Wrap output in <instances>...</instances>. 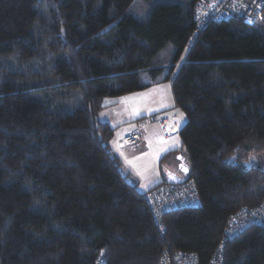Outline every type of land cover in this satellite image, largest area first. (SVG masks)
<instances>
[{"label":"trees","instance_id":"trees-1","mask_svg":"<svg viewBox=\"0 0 264 264\" xmlns=\"http://www.w3.org/2000/svg\"><path fill=\"white\" fill-rule=\"evenodd\" d=\"M195 2L0 0V264H159L174 251L208 264L220 242L222 264H264V227L224 236L228 215L264 196V163L250 160L264 155V14L208 20L193 38ZM165 81L200 204L155 220L154 186L123 172L98 114Z\"/></svg>","mask_w":264,"mask_h":264},{"label":"built area","instance_id":"built-area-1","mask_svg":"<svg viewBox=\"0 0 264 264\" xmlns=\"http://www.w3.org/2000/svg\"><path fill=\"white\" fill-rule=\"evenodd\" d=\"M263 14L264 0H196L193 5L195 29L192 36L194 38L208 20H221L236 15L253 25L262 19ZM175 118V115H146L135 122V129L126 134L122 142L138 150L143 139V130L147 125L156 123L167 136ZM144 198L155 220H158L165 211L200 204L198 190L191 180L159 183L145 193ZM253 225L264 227V196L258 204L241 205L230 213L224 226V236L233 238ZM222 247L223 242L217 244L208 264L223 263ZM159 264H198V261L192 252L174 251L172 254L163 252Z\"/></svg>","mask_w":264,"mask_h":264},{"label":"crops","instance_id":"crops-1","mask_svg":"<svg viewBox=\"0 0 264 264\" xmlns=\"http://www.w3.org/2000/svg\"><path fill=\"white\" fill-rule=\"evenodd\" d=\"M165 83L166 82L157 83L155 85H152L150 87H147V88H144L141 90H137V91H134L131 93L123 94V95L119 96V98L117 97L118 100H115L116 98L111 99V102L108 105V107H111V108L109 110H107V112L103 111L107 107V104L105 103V107L98 114L99 120L108 122L114 128V131L117 127L122 126L120 129V132L121 133L123 132L122 137L124 135L128 134L129 132L133 131L135 129V121L137 120V118H139L143 115H146L147 112L149 111V109L144 107V104H146L150 98L149 94H144L147 91H154L155 92V97L154 96L152 97L155 99V103L158 102L159 100H164V99H166L168 101L167 109H162V110L158 109L154 112H164V113H167V112L172 113L173 112L172 115H174L175 114L174 112L177 109L174 106V99H172L173 96H172V92H171L172 91L171 90V84H170V86L169 85L166 86ZM151 95H152V93H151ZM121 97H123L125 100H120ZM170 98L172 99L171 101H170ZM117 103L118 104L120 103L119 107L114 110L112 107H113V105H115ZM177 119H179V116H177ZM180 120L181 121L178 120V122L176 121L175 125L171 128L169 133H171V134L175 133V132L178 133V131L181 128V126L183 125V123H185V119H184V121H182V118L180 117ZM155 128H157V127L154 126L153 124H149L144 128V130H143V141L141 142V146L144 147L143 151L147 149L148 145H152V143L155 141V136H156V133L154 131ZM174 128H176V130L174 132H172V130ZM153 131H154V136H153ZM163 136L165 138H167L166 140H168L170 138V136H165L164 134H163ZM174 144H176V140H175V142L174 141L170 142V143L166 144V146H165L166 152L173 151L171 154L173 156L165 163L164 167L161 166L163 168L162 178L158 179L157 181H155L153 183H150L143 190H147L153 186H156L157 184H159L163 181L170 182V180L167 179V176L169 174L175 175L176 177H178V179H183V177L185 176V171L182 170V173H181L179 170V167H182L183 160L185 158L184 154L182 152V150H183L182 144H181V147L179 149L174 147V146H176ZM115 146L116 145H114V144L112 145L110 142L111 149L121 160V155L118 152V147H115ZM122 146L126 147V145H124L123 143H122ZM173 153H176V155L174 156ZM123 172H126V171L123 170Z\"/></svg>","mask_w":264,"mask_h":264},{"label":"rangeland","instance_id":"rangeland-1","mask_svg":"<svg viewBox=\"0 0 264 264\" xmlns=\"http://www.w3.org/2000/svg\"><path fill=\"white\" fill-rule=\"evenodd\" d=\"M186 50L187 49H184L183 52L181 53V55L179 56V58H177V60L175 62V67H177L179 65V63L183 60L185 53H186ZM165 82H166L165 83L166 86H168V85L170 86V82H168V81H165ZM151 93H152V95H151ZM144 94L150 95L149 101L146 104H144V107L149 109V111L147 112L146 115H152L154 113L157 114V116H160L162 114H165V115H167V114L172 115L173 114V112L172 113L171 112H167V113L154 112L158 109H161V110L167 109L168 101L166 99H164V100H159L158 102L155 103V99L152 98L153 96L155 97L154 91H147ZM111 99H114V98H111V97L105 98L104 103L107 104V107L103 111L107 112V110H109L111 108V107H108L109 103L111 102ZM172 99H173V97H172ZM172 99L170 98V101ZM115 100H118V99L116 98ZM120 100H125V99L123 97H121ZM119 104L117 103V104L113 105L112 108L115 110L116 108L119 107ZM174 113L177 116H179V119L176 120L177 122H178V120L181 121L180 117L182 118V121H184L185 116L180 111L176 110ZM146 115H144V116H146ZM153 125L157 127L154 129V131L156 133L155 141L152 143V145H148L147 149L144 151H143V149H144L143 146L139 147L140 149L135 150L134 148H131V146H128L122 142V139L125 136L124 135L122 137L123 132L122 133L120 132V129L122 126H119L115 129L114 134L112 136V139L110 141L112 145L114 144V145H116L115 147H118V152L121 155L120 162L122 165V169L125 171L128 170L133 175V177L138 181V188L140 190H143L150 183H153V182L157 181L158 179L162 178L163 168L161 166L164 167L165 163L173 156V155H170L168 157L166 156V154L168 153V152H166V148H165L166 144L173 142V141L175 142V140H176V144H174L176 146H174V147H176L178 149L181 147V138L177 132L172 133V134L169 133L167 136H170V138L168 140H166L167 138H165L163 136V134L161 133L162 130L158 127V125L156 123H153ZM154 131H153V136H154ZM142 141H143V139H142ZM122 143L124 145H126V147H123ZM173 154H174V156L176 155V153H173ZM250 160L251 161H254V160L262 161L264 163V155L263 154L252 155Z\"/></svg>","mask_w":264,"mask_h":264},{"label":"flooded vegetation","instance_id":"flooded-vegetation-1","mask_svg":"<svg viewBox=\"0 0 264 264\" xmlns=\"http://www.w3.org/2000/svg\"><path fill=\"white\" fill-rule=\"evenodd\" d=\"M179 170H180V172L182 173V170H184V167H179ZM167 179L170 180V181H173V180H178V177H176L175 175H171V174H169V175L167 176Z\"/></svg>","mask_w":264,"mask_h":264},{"label":"water","instance_id":"water-1","mask_svg":"<svg viewBox=\"0 0 264 264\" xmlns=\"http://www.w3.org/2000/svg\"><path fill=\"white\" fill-rule=\"evenodd\" d=\"M244 23H246L247 25H251V23L250 22H248V21H244ZM176 130V128H174L173 130H172V132H174ZM183 171H185V169L183 170ZM178 180H180V179H178ZM177 180H173V182H176Z\"/></svg>","mask_w":264,"mask_h":264},{"label":"clouds","instance_id":"clouds-1","mask_svg":"<svg viewBox=\"0 0 264 264\" xmlns=\"http://www.w3.org/2000/svg\"><path fill=\"white\" fill-rule=\"evenodd\" d=\"M177 181H181V179L180 180H177ZM172 182V181H171Z\"/></svg>","mask_w":264,"mask_h":264}]
</instances>
